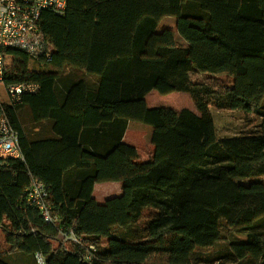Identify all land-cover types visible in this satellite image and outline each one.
<instances>
[{
    "label": "trees",
    "instance_id": "trees-1",
    "mask_svg": "<svg viewBox=\"0 0 264 264\" xmlns=\"http://www.w3.org/2000/svg\"><path fill=\"white\" fill-rule=\"evenodd\" d=\"M165 18L176 29L159 33ZM42 25L51 62L5 52V84L40 90L7 108L23 160L0 161V264L36 253L48 264H264V0H68ZM154 91L187 93L197 111L151 109ZM213 109L254 116L259 130L219 138ZM134 122L152 127L146 161L123 141ZM32 179L48 188L53 223L24 201ZM107 182L122 193L101 204L94 187ZM222 223L237 235L220 254L201 251L220 244ZM136 225L144 235L128 238ZM71 231L81 243L58 241Z\"/></svg>",
    "mask_w": 264,
    "mask_h": 264
},
{
    "label": "built area",
    "instance_id": "built-area-1",
    "mask_svg": "<svg viewBox=\"0 0 264 264\" xmlns=\"http://www.w3.org/2000/svg\"><path fill=\"white\" fill-rule=\"evenodd\" d=\"M67 8L68 0H0V161L23 160L20 133L11 126L7 108L20 103L23 96L37 94L40 90L38 84L30 82L5 84V52L13 50L35 61L51 62L54 47L42 25V15L50 12L65 16ZM48 197V188L38 179H32L24 191V201L38 208L47 223H53L57 218L52 216ZM66 240L81 243L82 238L73 231L61 232L58 241ZM35 260L36 264H48L40 253L35 254Z\"/></svg>",
    "mask_w": 264,
    "mask_h": 264
},
{
    "label": "rangeland",
    "instance_id": "rangeland-1",
    "mask_svg": "<svg viewBox=\"0 0 264 264\" xmlns=\"http://www.w3.org/2000/svg\"><path fill=\"white\" fill-rule=\"evenodd\" d=\"M176 29V19L175 18H165L159 25L158 32H162L164 29ZM179 43L183 44L178 34H176ZM192 80L196 83H205L218 91H222L226 87L231 86V80L227 77L212 76V75H201L194 74ZM147 105L149 108H166L173 109L176 112H181L182 110H190L196 112V105L193 98L187 93H171L168 95H160L157 92H152L147 96ZM215 117L216 128L219 138H234L243 137L250 134L257 133L259 130L260 120L254 116L247 115L242 112H232V111H219L212 110ZM152 127L141 124L133 123L131 124L126 136L124 137V143L134 146L142 160H148L153 153V146L151 144ZM259 180V179H258ZM264 183V178L260 179ZM248 184V181L244 182ZM102 189L103 193H98L97 201L103 204L106 200L117 197L121 195L122 191L113 182L101 183L97 190ZM145 217H143L144 219ZM142 219V221H143ZM140 224V223H139ZM142 225H136L132 228L131 233L127 231L122 234L123 236L128 234V238L138 237L144 235V230ZM1 236H3V231H1ZM131 234V236H129ZM233 235H237L230 231L227 226L222 223L221 226V242L215 248L210 250H201L207 253L220 254L227 246V242L233 239ZM241 238L240 236H238ZM1 242V237H0ZM4 248V246H0ZM7 247V246H5ZM35 261V260H34ZM52 261V260H51ZM50 261V262H51ZM49 262V263H50ZM35 263V262H34ZM51 264H58L57 261H53Z\"/></svg>",
    "mask_w": 264,
    "mask_h": 264
},
{
    "label": "crops",
    "instance_id": "crops-1",
    "mask_svg": "<svg viewBox=\"0 0 264 264\" xmlns=\"http://www.w3.org/2000/svg\"><path fill=\"white\" fill-rule=\"evenodd\" d=\"M131 124H133V123H131ZM131 124L129 125V128H130V126H131ZM129 128H128V130H129ZM127 130V131H128ZM127 131H126V134H127ZM126 134H125V136H126ZM124 140H125V138H124ZM123 140V141H124ZM151 157V156H150ZM143 161H146L145 159L143 160ZM115 185H116V187L118 186L119 187V189L122 191V185H121V183H119V182H113ZM101 183H97V184H95V187H94V193H93V196H94V198L95 199H97V196H98V193H103V190L102 189H99V190H97V187L100 185ZM98 200V199H97ZM1 230V229H0ZM1 231H3V230H1ZM0 234H1V232H0ZM2 235V234H1ZM0 235V237H1V242H0V246H4V248H2V247H0V251H6V250H8V244H7V242H6V238H5V233L3 232V236H1ZM5 246H7V247H5ZM35 258V257H34ZM34 258H31L30 259V261H31V264H33V261H34ZM28 258L27 257H24V256H21V255H16V254H12V255H9V257H8V261H9V264H25V263H27V260ZM36 261V260H35ZM53 261H55V260H53ZM52 261V262H53ZM25 262V263H24ZM51 262V263H52ZM28 263H30V262H28ZM50 263V264H51Z\"/></svg>",
    "mask_w": 264,
    "mask_h": 264
}]
</instances>
